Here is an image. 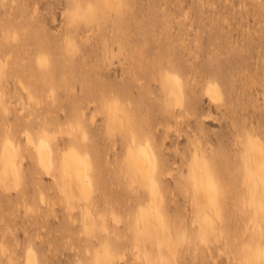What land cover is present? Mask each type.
I'll use <instances>...</instances> for the list:
<instances>
[{"label":"rangeland","instance_id":"374dc122","mask_svg":"<svg viewBox=\"0 0 264 264\" xmlns=\"http://www.w3.org/2000/svg\"><path fill=\"white\" fill-rule=\"evenodd\" d=\"M145 147L155 199L130 163ZM73 153L89 163L87 200L71 198ZM196 170L213 201L193 196ZM152 209L160 238L143 232ZM28 253L264 264V0H0V264Z\"/></svg>","mask_w":264,"mask_h":264},{"label":"bare ground","instance_id":"6f19581e","mask_svg":"<svg viewBox=\"0 0 264 264\" xmlns=\"http://www.w3.org/2000/svg\"><path fill=\"white\" fill-rule=\"evenodd\" d=\"M206 94L210 97V99L214 102L219 103L221 100V94L219 90L216 87H208L206 89ZM174 96L176 99V105L177 107L180 105V95L175 88ZM134 145V148L137 149L136 142L134 140L131 141ZM26 143L30 145L33 149L36 151L37 155V161L38 165L41 169L44 171H48L49 169V153L47 151V148L43 145H35V143L32 141V139L27 135L26 136ZM247 156L250 162L251 166H260V164L263 161V155L260 152V149L253 147L252 149L247 151ZM15 158L14 151L12 147L8 144H6L3 147V150L1 152V159L2 161H9ZM191 158H194V155L191 156ZM72 159L75 162L74 166H70L68 169L69 171V178H70V193L71 198L79 199L80 196H83L84 199L89 198L90 189L89 184L87 180V166H89L88 160H85L83 163L78 162V156L73 153ZM130 163L134 166V170L137 175L140 177V181L142 186L147 187L148 192L152 198H156L158 196V190L156 188V178L154 176L155 171V160L153 158V155L148 147H145L144 151L142 153H137L130 159ZM7 166L11 165V163L6 164ZM262 166V165H261ZM256 169V168H255ZM168 176V175H166ZM169 178V176H168ZM132 182H134V178H132ZM195 183L191 186L193 188V196L198 201L200 198V190L199 186L205 187L206 195L210 200L213 201V195L212 192L209 190V181L210 177L200 174L197 170L195 171ZM259 195L256 194L257 198ZM200 201V200H199ZM255 201H257L255 199ZM160 213V211L158 212ZM155 209H152L151 215H150V224L148 229H143V232L147 234V237L149 238L153 234L156 235L157 238L161 237L162 228L160 225V221H158V214ZM163 244L169 249V251L172 252L169 242L166 240V238L162 237ZM26 263L27 264H34L35 259L32 253H28L26 256Z\"/></svg>","mask_w":264,"mask_h":264}]
</instances>
